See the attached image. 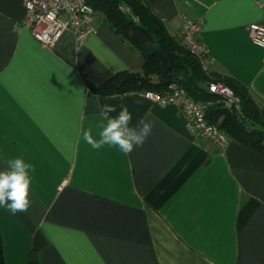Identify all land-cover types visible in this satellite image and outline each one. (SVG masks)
Returning <instances> with one entry per match:
<instances>
[{"label": "crops", "instance_id": "1", "mask_svg": "<svg viewBox=\"0 0 264 264\" xmlns=\"http://www.w3.org/2000/svg\"><path fill=\"white\" fill-rule=\"evenodd\" d=\"M23 1L0 0V171L18 156L35 171L29 209L0 207L5 263L264 264V153L194 135L176 106L145 92L90 93L141 72L143 55L97 18L80 43L66 31L45 46L23 23ZM143 1L176 39L183 16L200 19L205 72L264 106V50L246 31L264 23V0ZM104 104L127 105L133 126L154 122L143 146L125 155L84 141Z\"/></svg>", "mask_w": 264, "mask_h": 264}, {"label": "trees", "instance_id": "2", "mask_svg": "<svg viewBox=\"0 0 264 264\" xmlns=\"http://www.w3.org/2000/svg\"><path fill=\"white\" fill-rule=\"evenodd\" d=\"M94 17L107 24L132 49L141 53L144 64L141 72L121 71L100 86L88 85L90 93L100 96L128 92L159 93L168 84H175L185 95L197 100H211L201 84L212 79L199 61L182 45L179 38L167 33L165 23L143 0H87ZM122 8V9H120ZM222 82L241 98V108L235 112L213 99L206 118L228 139L246 144L264 153V106L255 103L244 89L226 80ZM0 264H6L0 235ZM28 264H38L34 254Z\"/></svg>", "mask_w": 264, "mask_h": 264}, {"label": "built area", "instance_id": "3", "mask_svg": "<svg viewBox=\"0 0 264 264\" xmlns=\"http://www.w3.org/2000/svg\"><path fill=\"white\" fill-rule=\"evenodd\" d=\"M264 16V4H260ZM24 20L34 39L45 46L53 45L66 31H71L78 43L95 32L93 10L87 0H24ZM122 9V8H120ZM202 21L182 17L178 38L185 49L194 56L206 71L208 49L198 37ZM248 37L254 45L264 50V23H250L246 27ZM207 92L211 100L197 101L183 93L175 84H168L159 93L145 92L153 104L174 105L178 109L188 130L217 146L227 143V136L206 118L213 99L221 101L225 108L239 111L241 98L222 82L210 81Z\"/></svg>", "mask_w": 264, "mask_h": 264}, {"label": "clouds", "instance_id": "4", "mask_svg": "<svg viewBox=\"0 0 264 264\" xmlns=\"http://www.w3.org/2000/svg\"><path fill=\"white\" fill-rule=\"evenodd\" d=\"M112 98L123 100L122 96ZM114 112L117 114L112 116ZM100 115L103 119L98 125L97 136H93L91 128L83 133L84 141L96 150L109 146L128 155L135 148L143 146L154 126L153 121L144 118L137 120L133 126V113L124 104L119 106V111L116 105L104 104ZM34 171L35 166L26 162L23 157H14L7 162L6 169L0 171V207L6 208L14 215L29 209L30 173Z\"/></svg>", "mask_w": 264, "mask_h": 264}, {"label": "water", "instance_id": "5", "mask_svg": "<svg viewBox=\"0 0 264 264\" xmlns=\"http://www.w3.org/2000/svg\"><path fill=\"white\" fill-rule=\"evenodd\" d=\"M201 86H202L203 89L207 90V85L201 84Z\"/></svg>", "mask_w": 264, "mask_h": 264}]
</instances>
